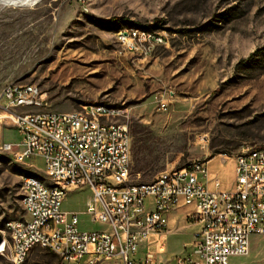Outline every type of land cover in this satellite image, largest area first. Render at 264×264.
I'll list each match as a JSON object with an SVG mask.
<instances>
[{"label":"rangeland","instance_id":"1","mask_svg":"<svg viewBox=\"0 0 264 264\" xmlns=\"http://www.w3.org/2000/svg\"><path fill=\"white\" fill-rule=\"evenodd\" d=\"M128 27L157 30L165 41L147 55L131 51L115 34ZM256 50L264 51V0L0 4V91L9 83L40 88L45 106L20 112H65L94 102L126 108L121 121L132 137L130 183H149L164 170L216 156L222 168L242 150L264 147V56L259 64H238ZM20 139L12 123L1 118L0 144ZM25 174L53 184L42 157L17 161L0 148V234L5 240L0 264H13L6 224L27 216L21 204ZM222 174L233 184L224 168ZM91 198L89 189L71 191L63 210L78 212L82 230L106 229L86 213ZM187 236L184 228L168 234L167 251L159 236L155 254L174 263L192 248L184 246ZM229 262L264 264V236H252L249 253L231 256ZM24 264L62 260L38 248Z\"/></svg>","mask_w":264,"mask_h":264},{"label":"built area","instance_id":"2","mask_svg":"<svg viewBox=\"0 0 264 264\" xmlns=\"http://www.w3.org/2000/svg\"><path fill=\"white\" fill-rule=\"evenodd\" d=\"M131 51L147 55L146 40L165 41L155 34L121 33ZM45 94L36 84L9 83L0 91V109L20 135L0 148L22 161L42 157L47 177L57 184L46 193L37 181L22 178L30 197H22L26 218L6 224L10 259L24 264L38 248L60 256L62 264H165L149 247V237L168 228L169 214L193 207L188 219L200 224L189 252L176 264H230L231 256H245L252 236H264V147L246 148L234 156V182L222 188L219 178L207 184V161L162 171L149 183H130L132 137L123 122L127 110L100 103L65 112H24L19 108L45 106ZM165 103L162 107H165ZM111 118V125H102ZM91 190L86 213L106 229L82 230L79 214L63 210L71 191ZM61 218V228L50 224ZM5 241V240H4ZM147 245L145 252L141 248Z\"/></svg>","mask_w":264,"mask_h":264},{"label":"crops","instance_id":"3","mask_svg":"<svg viewBox=\"0 0 264 264\" xmlns=\"http://www.w3.org/2000/svg\"><path fill=\"white\" fill-rule=\"evenodd\" d=\"M219 159L220 158H217V156H216L212 159L207 160V165H208V169H209V179L207 180V184L210 188H212L213 184H212L211 179L214 177H217L220 179V181L222 183V188L230 190V189H232L233 184L232 183H229V184L226 183V177L222 174V169L224 168L226 175H229L230 178L233 179V181H234V166H235L234 158L227 160V163L222 168H221L222 164L217 163ZM192 210H193V207H191V206H182V207L174 210L173 212H171L169 214V221H168L167 230L162 232V233H153L150 235L149 240H148L150 249L153 252H155L156 248L159 247L160 241H161V245H162L161 249L167 251L168 234L177 230L178 228H184L188 232V236H187L188 239L185 242L184 246L186 247V246H189L191 244L193 245L194 236H195V233L200 229V224L197 222L189 221L188 215L190 212H192ZM158 237L161 238V240L159 242H157L159 239ZM252 245H253V243H252ZM253 252L250 253L249 255L253 254ZM159 259L163 261L162 257ZM163 263H164V261H163ZM171 264H176V262L171 263Z\"/></svg>","mask_w":264,"mask_h":264},{"label":"bare ground","instance_id":"4","mask_svg":"<svg viewBox=\"0 0 264 264\" xmlns=\"http://www.w3.org/2000/svg\"><path fill=\"white\" fill-rule=\"evenodd\" d=\"M39 0H0V4L3 5H11V6H23V5H32L38 2ZM126 31H133L134 33H148V34H155L157 30H153L148 27H128L122 28L118 30L116 34V39L123 44V39L121 37V33ZM164 41H159V44L163 43ZM125 47L130 48V44H123ZM154 47V40H146V48ZM100 110H110V105L105 103H100ZM102 125H111V118H102ZM14 155V154H13ZM222 159V157H221ZM17 161H22L21 159H17ZM47 175V172H46ZM24 179H32L37 181V186L41 188L46 193H56L57 192V184L55 181L50 179L53 184H47L45 181L41 180L35 175H26L23 176ZM51 182V183H52ZM22 197H30V190L23 186L22 182ZM50 224L54 226V228H61V218L60 217H50ZM5 247V241L0 244V251H2Z\"/></svg>","mask_w":264,"mask_h":264},{"label":"trees","instance_id":"5","mask_svg":"<svg viewBox=\"0 0 264 264\" xmlns=\"http://www.w3.org/2000/svg\"><path fill=\"white\" fill-rule=\"evenodd\" d=\"M114 20H121V18H114ZM263 56L264 51L256 50L255 52L251 53L248 57L241 59L238 64L240 66H248L251 63L259 64L263 61V59H261V57ZM262 71H264V68Z\"/></svg>","mask_w":264,"mask_h":264},{"label":"water","instance_id":"6","mask_svg":"<svg viewBox=\"0 0 264 264\" xmlns=\"http://www.w3.org/2000/svg\"><path fill=\"white\" fill-rule=\"evenodd\" d=\"M2 242H4V238H3V236L0 234V244H1Z\"/></svg>","mask_w":264,"mask_h":264}]
</instances>
